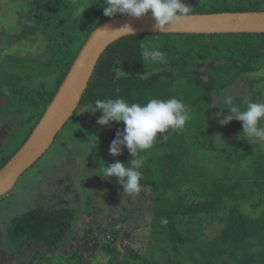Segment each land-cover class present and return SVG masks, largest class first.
<instances>
[{
  "label": "trees",
  "instance_id": "16d2710c",
  "mask_svg": "<svg viewBox=\"0 0 264 264\" xmlns=\"http://www.w3.org/2000/svg\"><path fill=\"white\" fill-rule=\"evenodd\" d=\"M186 2L193 13L264 10L260 7L264 0ZM103 4L104 0H25L17 9L27 14L30 24L9 25L0 32V114L15 118L9 140L20 139L11 150L2 151L0 168L29 137L90 33L114 17L104 15ZM2 5L0 0V10ZM77 8L85 11L75 16ZM119 15L124 14L115 16ZM37 33L47 41L48 57L9 51ZM142 46L162 51L165 62L143 61ZM261 69L264 33H135L111 43L97 63L81 105L66 123L80 139L92 137L95 131L102 134L104 166L116 160L127 163L132 156L126 146H121L119 156L110 154L124 124L99 125L102 113L95 110V100L119 97L143 104L176 97L189 108L190 119L182 130L158 134L142 153V190L126 194L136 198L134 207L121 208L136 212L137 216L131 215L140 216L143 223L137 219L134 225L123 226L114 219L107 224L110 218L99 216L95 209L100 206L91 205L90 197L85 199L83 222L78 204L33 207L6 224L0 264H264V207L250 214L243 206L244 201H251L254 210L264 205V142H249L242 137V121L221 125L217 115L228 114L225 92L242 110L246 101H259L258 78L245 75ZM215 95L221 96L218 101ZM163 135L167 139H161ZM100 182L104 188L115 183L112 191L125 194L115 177H101ZM95 184L99 186L91 183ZM99 205L112 212L119 206L105 194ZM130 219L125 214L119 224ZM205 219L220 224L210 239H201ZM137 231L146 235L150 247L156 241L162 259L148 257L142 243L133 241ZM102 257L107 259L104 263L94 262Z\"/></svg>",
  "mask_w": 264,
  "mask_h": 264
},
{
  "label": "rangeland",
  "instance_id": "374dc122",
  "mask_svg": "<svg viewBox=\"0 0 264 264\" xmlns=\"http://www.w3.org/2000/svg\"><path fill=\"white\" fill-rule=\"evenodd\" d=\"M25 0H2V9L0 10V32L7 30L9 25L22 26L24 24H30L27 19V14H22L17 8L18 4L23 3ZM261 8H264V2L261 3ZM8 49V48H6ZM16 52L18 55L25 56H39L48 57L50 54L47 52V41L40 33L35 35H28L25 41L21 42L16 48L9 49ZM3 50H0V57ZM7 51V50H6ZM8 51V52H9ZM247 78H258L255 83L256 90L259 93V101L264 102V69L245 75ZM238 87L237 84L233 86L234 89ZM247 89L241 94H246ZM229 96L228 92L224 93V97ZM220 95H215V101L220 99ZM15 118L10 116H3L0 114V159L3 155L2 151L11 150L16 143L20 141L15 140L11 142L10 136L12 130L15 128ZM52 144L47 151L31 166L29 167L18 179L15 186L10 192L0 197V248L5 240L4 233L6 224L9 220L21 214L33 207L41 206L51 209L57 206H75L78 204V218L83 222L87 219L85 199L90 197L91 205L96 202L99 208V216L102 219H106V223L112 221L117 222L118 225H134L137 219L134 218L136 212L123 211L122 206H135L132 201L136 198L130 199L126 194H122L120 190H113L112 185H107L100 182V178L105 179L102 175V169H99L105 161V147L102 140V134L100 132H93L92 137L88 139H80L74 135L67 124L58 132ZM227 141L231 142L230 139ZM218 161V160H217ZM221 161L218 163L220 165ZM91 183H99L91 185ZM112 188V189H110ZM108 195L109 200L112 203L118 204L115 211L109 209H102V195ZM84 199V206H81V202ZM139 202V200H138ZM104 204V203H103ZM142 206V203L140 202ZM243 206L245 210L250 214H258L263 209L264 205L258 206L255 210L252 208L251 201H244ZM129 209H132V208ZM134 214L132 216L131 214ZM129 215V219L132 216L134 219H130L128 224L120 223V218L123 215ZM83 219V220H82ZM140 221V219H139ZM140 223H143L141 220ZM116 223H112L115 227ZM204 235L201 239L212 238L220 224L217 220L205 219L202 223ZM107 227V225H106ZM145 227V226H144ZM104 231V230H103ZM145 232V231H143ZM141 232H135L133 241H139L143 245V250L146 251L148 257L158 256L162 259L163 250L158 246L156 241H153L152 246H149V239ZM102 236V232H101ZM105 238L108 235L104 236ZM150 247V250L147 249ZM2 256H0L1 262ZM60 259H56L58 263ZM106 257L96 258L95 263H104Z\"/></svg>",
  "mask_w": 264,
  "mask_h": 264
},
{
  "label": "clouds",
  "instance_id": "9594fccd",
  "mask_svg": "<svg viewBox=\"0 0 264 264\" xmlns=\"http://www.w3.org/2000/svg\"><path fill=\"white\" fill-rule=\"evenodd\" d=\"M105 16L125 14L139 18L151 13L156 24L155 27L165 32L169 25H180L192 17L193 9L186 0H104L102 5ZM85 9L77 8L75 16L83 14ZM133 33L130 25H125L117 30ZM102 56V55H101ZM141 56L143 61L153 63L165 62V54L156 49L142 46ZM100 60V59H99ZM228 109V114L217 113L221 125L230 123L233 119L243 122L242 137L264 142V102L246 101L244 110L234 103L232 96L223 100ZM95 110L102 113L97 123L101 126L115 121L123 122V131H118L112 141L109 152L119 156L121 146H126L132 159L127 163L116 160L106 166L102 164V175L106 178L115 177L122 186V191L135 195L142 190L141 180L143 174L140 169L144 166L142 153L150 149L157 140L158 134H164L169 129L182 130L190 119L189 108L176 97L168 99L153 98L146 103L129 102L124 98H109L95 100ZM161 139H167L165 135Z\"/></svg>",
  "mask_w": 264,
  "mask_h": 264
},
{
  "label": "water",
  "instance_id": "95a60500",
  "mask_svg": "<svg viewBox=\"0 0 264 264\" xmlns=\"http://www.w3.org/2000/svg\"><path fill=\"white\" fill-rule=\"evenodd\" d=\"M155 24L151 13L139 18L124 14L105 20L90 33L29 137L0 168V197L10 192L19 177L47 151L81 105L97 63L111 43L135 33H264V10L192 13L191 18L169 25L165 32ZM125 25H130L133 33L117 31Z\"/></svg>",
  "mask_w": 264,
  "mask_h": 264
}]
</instances>
